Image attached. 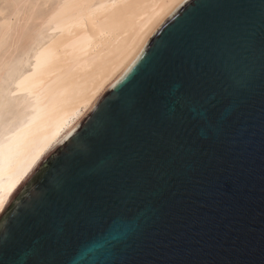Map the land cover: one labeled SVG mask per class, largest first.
Segmentation results:
<instances>
[{
	"label": "water",
	"instance_id": "95a60500",
	"mask_svg": "<svg viewBox=\"0 0 264 264\" xmlns=\"http://www.w3.org/2000/svg\"><path fill=\"white\" fill-rule=\"evenodd\" d=\"M0 264H264V0H183L14 189Z\"/></svg>",
	"mask_w": 264,
	"mask_h": 264
},
{
	"label": "bare ground",
	"instance_id": "6f19581e",
	"mask_svg": "<svg viewBox=\"0 0 264 264\" xmlns=\"http://www.w3.org/2000/svg\"><path fill=\"white\" fill-rule=\"evenodd\" d=\"M182 1L0 0V213Z\"/></svg>",
	"mask_w": 264,
	"mask_h": 264
},
{
	"label": "rangeland",
	"instance_id": "374dc122",
	"mask_svg": "<svg viewBox=\"0 0 264 264\" xmlns=\"http://www.w3.org/2000/svg\"><path fill=\"white\" fill-rule=\"evenodd\" d=\"M5 4H6V3H5ZM20 48H21V47H20ZM20 48L18 49L19 51H18V50H16V51H17V53H16V51H15V53H16V54H18V56H17V55L14 53L15 55H14V57H13V58H17V57H19V55H20V52H22V50H21ZM20 50H21V51H20ZM18 52H19V53H18ZM17 59H18V58H17ZM15 61H16V60H15ZM8 72H9V71H8ZM8 72H7V73H6V72H4V73H6V74L8 75ZM11 72H12V71H11ZM11 72H9V73H11ZM6 74H5V75H6Z\"/></svg>",
	"mask_w": 264,
	"mask_h": 264
}]
</instances>
